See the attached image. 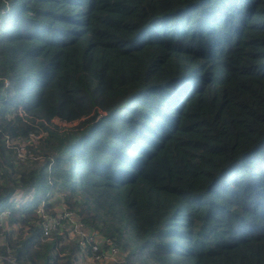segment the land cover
<instances>
[{"label": "trees", "instance_id": "16d2710c", "mask_svg": "<svg viewBox=\"0 0 264 264\" xmlns=\"http://www.w3.org/2000/svg\"><path fill=\"white\" fill-rule=\"evenodd\" d=\"M43 200L109 264H264V0H0V255L72 264Z\"/></svg>", "mask_w": 264, "mask_h": 264}, {"label": "built area", "instance_id": "2783aa9c", "mask_svg": "<svg viewBox=\"0 0 264 264\" xmlns=\"http://www.w3.org/2000/svg\"><path fill=\"white\" fill-rule=\"evenodd\" d=\"M5 85H8L6 80ZM19 114L24 115L21 109ZM53 121L57 125L63 124L59 125L60 127H65L68 124L59 119ZM42 136L43 133L41 132H33L25 140L7 138L6 144L16 147L17 155L23 157L26 152H30V148ZM45 202L43 200L35 210L38 214L39 239L53 242L54 250L59 256L69 255L72 264H95V262L109 264L120 259L121 253L113 239L84 224L79 220L76 213L63 203L46 206ZM8 214H10L9 209L2 210L0 220ZM71 239L80 246L79 255L72 253L68 247L61 248L65 242ZM4 259L13 264H18L10 255H0V262Z\"/></svg>", "mask_w": 264, "mask_h": 264}, {"label": "rangeland", "instance_id": "374dc122", "mask_svg": "<svg viewBox=\"0 0 264 264\" xmlns=\"http://www.w3.org/2000/svg\"><path fill=\"white\" fill-rule=\"evenodd\" d=\"M59 125H63V124L59 123ZM67 125H69V124H67ZM67 125H65V127H66ZM16 154H17V151H16ZM17 156H18V155H17ZM18 157H20V156H18ZM20 158H22V157H20ZM38 193H39L38 190H35L34 188H29V189H25V190H23V191L21 192V196H22L23 198H30L32 195H37ZM53 199H54V197H53Z\"/></svg>", "mask_w": 264, "mask_h": 264}]
</instances>
